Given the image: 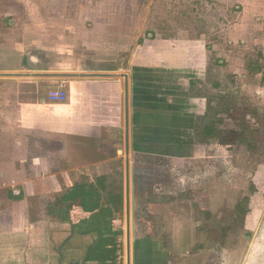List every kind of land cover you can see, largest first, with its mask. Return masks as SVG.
<instances>
[{"label": "rangeland", "instance_id": "374dc122", "mask_svg": "<svg viewBox=\"0 0 264 264\" xmlns=\"http://www.w3.org/2000/svg\"><path fill=\"white\" fill-rule=\"evenodd\" d=\"M12 50L27 54L30 70L129 74L143 81L148 94L142 98L158 114L140 126L146 135L131 141V179L148 191L174 194L164 195L162 203L153 199L154 219L172 217L167 205L175 201L177 226L198 229L181 235L183 250L194 249L197 239L199 248H223L231 264H247L252 244L247 234L264 231V0H0V53L10 56ZM146 50L149 62L141 59ZM172 63L196 69L178 74ZM61 83L36 86L48 99ZM209 127L214 136L206 135ZM5 133L2 159L7 161L15 154L8 143L15 133L12 128ZM30 139L31 149L40 148L49 165L46 173L38 166L27 172L44 174L49 198L60 187L67 190L64 178L72 185L105 179L99 214L102 225L121 237L119 264H126V207L112 202L114 196L122 195L124 202L126 197L124 136L118 137L115 152L96 151L100 159L119 155L99 168L82 166L95 157L76 138ZM31 153V164L43 158ZM16 169L0 166V174L16 175ZM11 185L6 181L0 187V226L6 238L25 219L9 198L23 187ZM49 198L29 199L28 221L45 218L36 208L48 206ZM54 237L42 264H59L58 258L67 254L65 241ZM263 257L250 264H264Z\"/></svg>", "mask_w": 264, "mask_h": 264}, {"label": "crops", "instance_id": "0c3cea01", "mask_svg": "<svg viewBox=\"0 0 264 264\" xmlns=\"http://www.w3.org/2000/svg\"><path fill=\"white\" fill-rule=\"evenodd\" d=\"M157 52L159 53L160 51L158 50ZM169 53V51L165 52L166 58ZM180 53L184 52L180 51ZM148 54V50L144 51V54H141V59L149 62ZM0 55V73L59 74L69 72V70H30L28 68L27 54L18 50H12L10 56H6L4 53H0ZM145 55L147 56L145 57ZM174 64L172 63L171 68L178 74H184V71L196 69ZM184 65L186 64L184 63ZM151 69L157 70L156 68ZM142 70L144 69L142 68ZM124 75H128L130 80L132 124L134 122L139 127L145 126L146 123H151V121L155 120L158 114V112L153 111L156 108L151 106L150 109L149 101L142 98L148 94L146 90L148 87L145 86L143 81L142 83L140 81L139 83L136 82V77L130 79L129 74H122L121 76ZM27 80H35L37 83L23 82ZM57 82H62L68 92V100L63 104L50 103L46 96L39 94V89L37 88V86H40L39 83H50V85L52 83L55 85ZM31 85L35 86V88L30 89ZM174 117H176V113ZM125 120L126 95L125 79L123 77L117 79H73L66 81L45 77L0 78V166L6 165L20 169L19 171L16 169L18 171L16 175L13 174L9 177L0 174V187H3L6 181L7 183L19 185L18 187H23V199L21 201L10 200L13 201V206L16 205V209H19L20 215L22 214L25 218H23L24 222L21 225L18 227L13 226L14 235H12V238H6L3 226H0V264H42V259L49 255L53 249V236L57 240L65 241L64 248L66 247L67 254L65 256L62 255L61 260L58 258L59 264H99L87 261L88 251L101 235L111 232V227L102 225V217L99 211L93 214L85 213L79 203L73 207L70 215H52L53 209L61 210L65 208V204L60 200L63 192L60 187L59 190H56L55 197L49 198V187L43 186L44 183L48 182L44 179V174L37 176L33 171L29 170L30 174L27 172L28 168L33 170L38 166L39 168L42 167V170H45L46 173L48 171L46 168L49 165L48 159L41 155L40 148L34 147L31 149L30 137L43 136L45 140L53 137H60L61 139L76 138L77 141L86 143L84 149L92 148V154L95 157L97 150L99 152L102 150L116 151L118 137L122 135L125 139L126 150ZM132 124L131 141L132 139L134 141L135 139H140L139 136L141 134L146 135V132H142L145 127H140V131L133 130L134 128L132 127H135V125L132 126ZM7 128H12L13 134L15 133L11 139H8V143H11V149L15 152L17 158H14V154L12 158L6 161L5 158L2 159L4 154L2 149L5 142H7L4 138ZM89 142L94 144V146L88 145ZM51 144L53 145V142ZM112 144L114 146L110 148ZM53 150L54 147L52 146L50 151L52 152ZM120 150L118 149L117 152ZM31 151H34L35 155L39 153L38 156L43 158L34 159L31 164L29 160V153L32 154ZM117 159H119V155L115 153L112 158L100 159L95 157L93 161L85 162L82 166L99 168L107 166ZM24 170L25 175L20 176ZM55 180L56 178H53V182ZM55 182L60 184L57 181ZM35 183H39V186L35 185ZM72 184V182L64 178V185L67 189L72 188L74 186ZM14 185H11V187L14 188ZM15 193L18 195L20 191H15ZM38 197L43 200L49 198L52 201L44 208H36V211H39L38 213L45 215V218L28 221L27 216L30 214L29 199ZM34 211L35 208L32 212ZM75 213H77L76 216ZM69 230H71V233H67ZM81 237L83 239L79 240ZM249 252L250 257L251 250ZM248 261L247 264L253 262Z\"/></svg>", "mask_w": 264, "mask_h": 264}, {"label": "flooded vegetation", "instance_id": "af4514ba", "mask_svg": "<svg viewBox=\"0 0 264 264\" xmlns=\"http://www.w3.org/2000/svg\"><path fill=\"white\" fill-rule=\"evenodd\" d=\"M141 185L137 180L135 182L131 179L129 205L126 197L125 202L123 197L121 200V206L126 207V222L123 229L126 237V264L129 248L131 255L134 254L136 264H231V256L225 249H212L207 245L199 248L202 244L197 239L194 240V244H199L194 245V249L190 251L183 250L184 247L180 242L181 235L198 231L197 226H190L188 229H180L177 226L179 212L176 210L175 201L167 205L168 209L173 208L171 210L172 217L164 218L161 215L160 217H163L162 221H160L161 218L160 220L154 219L157 212H153V206H156L152 202L153 199L161 202L159 200L165 199L164 195L173 197L174 194L171 196L168 191L166 194L160 188L148 191L144 185ZM134 187H136V192ZM140 199H142V202ZM144 204L146 205L145 208ZM247 235L250 236L247 238L250 241L252 240L251 255L248 259L252 261L253 258L261 254L264 255V231L255 237L252 234ZM128 240H130V247Z\"/></svg>", "mask_w": 264, "mask_h": 264}, {"label": "trees", "instance_id": "16d2710c", "mask_svg": "<svg viewBox=\"0 0 264 264\" xmlns=\"http://www.w3.org/2000/svg\"><path fill=\"white\" fill-rule=\"evenodd\" d=\"M207 136H214V128H205ZM105 179L98 180L96 184L81 183L75 184L72 188L67 189L60 196V200L65 204V208L54 210L53 214L70 215L72 208L79 203L85 213H96L102 209L103 195L105 190ZM24 197L23 191L16 195L15 191L10 193L9 198L14 201H21ZM122 196H114L112 202H121ZM121 204V203H120ZM54 208V207H53ZM77 213H75V216ZM123 254V245L121 237L112 231L101 235L94 244L89 248L87 261L99 264H119Z\"/></svg>", "mask_w": 264, "mask_h": 264}, {"label": "water", "instance_id": "95a60500", "mask_svg": "<svg viewBox=\"0 0 264 264\" xmlns=\"http://www.w3.org/2000/svg\"><path fill=\"white\" fill-rule=\"evenodd\" d=\"M31 77H45L55 80H73V79H117L123 77L125 79V95H126V201L129 205V195H130V183L132 178V169H131V124H132V115H131V105H130V80L128 75L121 76L119 74H96V73H59V74H7L0 73V78H31ZM128 245L130 247V240H128ZM127 264H136V260L131 255L130 248L128 249V258Z\"/></svg>", "mask_w": 264, "mask_h": 264}, {"label": "built area", "instance_id": "2783aa9c", "mask_svg": "<svg viewBox=\"0 0 264 264\" xmlns=\"http://www.w3.org/2000/svg\"><path fill=\"white\" fill-rule=\"evenodd\" d=\"M48 100L53 104H63L68 100V92L65 85L62 83L56 89L51 90Z\"/></svg>", "mask_w": 264, "mask_h": 264}, {"label": "bare ground", "instance_id": "6f19581e", "mask_svg": "<svg viewBox=\"0 0 264 264\" xmlns=\"http://www.w3.org/2000/svg\"><path fill=\"white\" fill-rule=\"evenodd\" d=\"M115 72V71H114ZM46 73V72H45ZM125 228V227H124ZM125 238V237H124Z\"/></svg>", "mask_w": 264, "mask_h": 264}]
</instances>
